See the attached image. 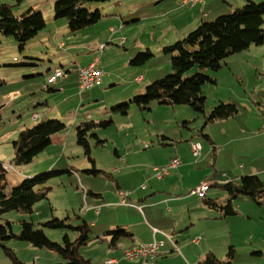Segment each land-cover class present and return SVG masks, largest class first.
I'll return each instance as SVG.
<instances>
[{
  "label": "rangeland",
  "instance_id": "obj_1",
  "mask_svg": "<svg viewBox=\"0 0 264 264\" xmlns=\"http://www.w3.org/2000/svg\"><path fill=\"white\" fill-rule=\"evenodd\" d=\"M54 1L24 0L19 4L16 0L10 2L0 0V5L3 3L12 5L15 14L18 16L26 13L31 9L30 7L34 6L33 8L43 11L48 23L47 28L57 26L60 28L59 32L68 31L69 35L77 36L79 42L85 43L86 47L82 50L78 48L68 49L67 44L64 50V48H58V42H54L48 49L49 43L44 42L40 36H36L30 39L23 48H20L14 36L0 32V80L4 81L0 85L2 110L0 159L2 162L15 167V170L7 172L9 188L20 184L26 177L49 171H65V173L53 177L45 185H42V189L46 190L48 195L36 201L33 213L9 210L2 215V221H10L16 234L21 232L22 220L33 221L35 227H42L51 240L62 243L65 234L63 229L43 227L41 223L53 216L60 219L67 218V222L74 225L82 221V211L89 206V200L92 198V195H89L87 199L85 191L93 189L97 192L103 191L105 194L107 189L111 187L112 191L116 192L118 191L116 177L119 182L126 184L122 186L124 188L136 184L141 186L144 183L148 186L150 185L149 179L146 177L155 173L153 171L154 166L168 165L170 153L174 152L175 149H178V153L180 152L179 149L191 152L196 158L192 149V142H200L205 149L203 153L205 155L207 149L211 148L205 134L222 136L223 129L221 126L224 124L222 123L224 119L206 123L205 115L194 111L190 105H167L154 102L151 104V110H142L140 107L132 105L129 113L125 115L120 112H112L111 109L115 105L140 94L139 91H133L131 97L128 96L130 98L125 96L130 93L132 88L129 84L133 81L131 72L134 68H141L150 64L151 67L159 68V71H162L167 67L168 71L160 74V77L172 71V55L158 51V46L173 44L200 25L192 28L186 35L178 37L174 33V26L175 28L181 26L183 21L181 11L195 7L216 8L215 13L217 14L208 20L211 21L219 15L233 12L235 8L243 6L247 0H206L207 5L202 3L184 4V0L88 2L86 3L87 7L91 10L100 9L102 18L97 23L75 33L70 31L66 18H55ZM172 8H180V10L174 11L171 10ZM217 8H222L223 12ZM228 8L234 9L230 12ZM116 21H119V24H115ZM47 28L44 29L47 30ZM112 29L116 30L115 34L119 35L114 40L107 36L108 32L113 33ZM98 38L99 41L103 42L96 44L95 41ZM102 44H105L106 48L100 49ZM147 50H150L154 55L148 61L151 63L143 65L130 63V60L139 52ZM86 59L90 62L98 59L101 63L99 66L105 69V74L117 72L116 84L111 86L110 80L103 91L97 89L99 84L92 89L81 90L79 79H77L72 67H76L78 61ZM49 66L52 69L62 67L71 70L69 78H60L57 81L58 83L63 81L66 83L61 90L56 87L57 83L50 84L53 90L42 89L45 76L53 72L47 71ZM221 70L223 68L217 71L201 69L212 77ZM41 71L44 73L43 75L38 74ZM197 71L200 70L196 66L187 71L185 76H192ZM105 79L106 76L103 77L104 81ZM223 81L227 82L228 79L225 78ZM223 81L219 85L204 84L203 93L207 97L206 114H209L216 105L222 102L219 100L221 94L218 92L224 94L223 92L226 91L225 88H221L224 85ZM256 81L257 78L254 77L251 83L256 85ZM11 90L19 91L20 99L16 100L19 96L10 99L9 91ZM10 100L12 103L15 102L14 106H9ZM38 101L43 103L38 105L36 103ZM45 101L47 103H44ZM14 109H18L17 111L23 114V117H19L18 113L13 114ZM35 111L44 117L41 116L37 123L42 120L59 119L64 121L67 126L52 136V143L32 162L16 164L13 161L15 155L13 141L18 138L20 130L24 127L23 119H27ZM105 119H112L113 123L109 126H94L88 132V134L94 132L99 138L105 140L104 143H97V138L89 136L91 156L95 160V163H92L85 154L84 148L77 142L76 127L82 121ZM19 122L21 124L18 126ZM240 148L249 150L243 143ZM174 157L180 158L179 156ZM204 158L208 159L204 166L198 163L193 164L197 172L200 167L209 168L212 172L215 169L222 171L216 166V163H213V155L204 156ZM211 160L212 162L209 164ZM198 161L199 158H196V162ZM127 163L133 167L127 169L125 166L121 174L117 173L116 167L128 165ZM240 163H247V160L239 157L236 166H239ZM224 164L232 166L233 161ZM93 168L106 173L100 172L96 176L94 173L86 171ZM72 169L75 170L69 173ZM262 177L264 178V175ZM173 181L180 183V186L173 190L175 191L173 194L189 193L190 181L178 180L177 178ZM42 186L36 188L39 189ZM210 188L211 193L219 189L217 186ZM221 192L226 198L220 197L219 200L222 202L221 205H225L230 196L225 189ZM233 202H235L234 207L237 213L234 216H228L227 219L222 216L221 212L222 219L226 220L220 223L221 230L214 239L215 250L209 252L226 261L229 259L230 248H234L233 264H264V250L260 247L264 245V203L257 205L251 197L246 195L236 197ZM104 204L110 206L108 201ZM228 220L231 221L227 222ZM68 233L71 240L78 236V232L73 229L68 230ZM5 245L10 247L15 256L24 264H59L65 262V259L55 251L47 247L35 246L28 241L20 240L18 237L6 240ZM107 246L106 243L95 240L86 246H82L80 251L85 258L91 259L92 264H105L106 257L116 255L106 256ZM259 251H263V254L257 253ZM118 253L121 254L120 251ZM122 257L125 258L123 253ZM125 259L129 261V259ZM0 264H14V259L2 245H0Z\"/></svg>",
  "mask_w": 264,
  "mask_h": 264
},
{
  "label": "crops",
  "instance_id": "obj_2",
  "mask_svg": "<svg viewBox=\"0 0 264 264\" xmlns=\"http://www.w3.org/2000/svg\"><path fill=\"white\" fill-rule=\"evenodd\" d=\"M5 1L10 2L11 0ZM202 4L207 5L206 0ZM215 9L216 8L195 7L181 11L180 14L183 16L181 26L175 28L174 24L171 23L175 29L174 33H176L178 37L186 35L192 28H195V26H198L201 22L208 21L211 16H215V14H217L215 13ZM217 9L223 12L222 8ZM228 9L231 12L234 8ZM171 10L178 11L180 8H172ZM115 24H119V21H116ZM47 27L48 23L46 28ZM45 29L37 36L44 39V42L49 43V45H47L48 49L54 42H58V48H64V50L67 44L68 49L78 48L82 50L86 48L85 43L79 42L77 36L69 35L68 31L62 30V32H59L60 28L57 26L47 28V30ZM111 31L114 34L108 32L107 36L114 40L119 35L115 34L116 30L114 29ZM99 40L98 38L95 43L98 44L103 42ZM165 45H159L158 51H161L162 47ZM253 45L244 51L230 55L227 58V62L222 67L223 70L213 77L216 81L213 83L214 85L221 84V81L225 78L228 79L227 82L223 81L224 85L221 86V88L226 89V91L223 92L224 94L218 92V94H221L219 95V100L220 102L235 104L238 107V113L233 117L224 119L222 122L224 124L221 126L223 129L221 137L209 135L210 139L208 142L211 145V150L208 148L206 151L207 153L204 155L205 149L202 147L201 153L196 155V158H199L198 162H196V158L193 157L191 152L179 149L180 152L178 153V149H175L174 152L170 153L169 161L167 162L170 164L172 160L178 158L174 156H179L181 158H179L181 163L176 169L172 168V171L170 170L171 172L163 178H156L155 173H152L151 176L148 175V177H146L149 179L148 182L150 185L148 186L144 183L141 186L140 184H136L124 188L122 186L126 184L119 182V179L116 177L118 191L113 192L110 187L105 194H103V191L97 192L93 189H89V191L85 193L87 199L89 195H92V198L89 200V206L83 211L81 209L83 218L91 226V236L94 239L92 241L98 240L108 245L106 256L116 254L106 257L107 259L104 261L105 264L110 258H116L119 264H198L207 252L215 250L214 239L221 230L220 223L226 219H222L219 209L209 207L205 199L211 198L216 200L218 204H221L222 202L219 200L220 197L226 198L221 192L224 190L221 187L222 185L229 181L240 180L244 175L257 174L261 177L264 175V133L260 131L261 126L264 124V43L262 45ZM259 46L261 47L259 48ZM90 63L92 62L86 59L78 61V65L72 67L74 68L77 79H79L78 69ZM58 68L64 70L66 76L59 77L57 81H59L60 78H69L71 71L69 69H64L62 67L52 69L49 66L47 67V71H55ZM103 70L105 72L104 68ZM158 71L159 68L151 67L150 64H146V66L141 68H134L131 72L133 81L129 84L132 88L129 91L130 93L125 96L130 98L132 95L131 92L133 91L142 93L149 83L156 80H154V78H159L161 76L160 74L167 72L168 69L166 67V69ZM38 74L43 75L44 73L41 71ZM49 75L45 76L46 79L42 89L47 86V78ZM105 76L106 79L98 85V90L100 89L103 91L106 89V85L110 80L111 86L116 84L118 78L117 72L107 73L104 77ZM254 77L257 78L256 85L251 83ZM56 83L54 84H56V87L60 88V90L66 84L64 81ZM95 86L96 85L89 89ZM47 89L53 90L50 84L47 86ZM9 94L10 99H15L19 96V98L16 99L18 100L21 97L20 92L17 90H11ZM9 103H7L9 106H14L15 102L12 103L10 100ZM36 103L39 105L43 102L38 101ZM44 103H47V101ZM17 110L18 109H14L13 114L18 113L19 117H23V114L19 113ZM41 116L44 118L43 115H40L37 111L33 112L27 119H23L24 127L22 129L30 127L32 124L36 125ZM20 124L21 122L18 123V126ZM242 143L249 149L248 151L240 148ZM210 155H213V163H216V166L222 171L215 169L212 172L209 168L200 167L197 172L193 164L198 163L204 166L208 161L204 156ZM239 157L245 158L247 163H240L239 166H236ZM228 161H233V165L224 164ZM211 162L212 160L209 164ZM221 163L223 164L220 165ZM125 166H127V169L133 167L129 164L116 167L117 173L121 174ZM73 170L75 169H72L69 173H72ZM175 178L178 180L186 179L190 181L189 193H182L183 195L173 194V192H175L173 190H176L175 188L180 186L179 182L173 181ZM204 182L209 183V188L204 195L201 196L197 193H192V190ZM212 186H217V188H219L218 191L215 190V192L211 193L210 187ZM120 190L130 192L128 199L129 204H122L120 202ZM86 197L84 198L86 199ZM102 200L104 202H110V206L104 204V202L102 203ZM238 205L240 206L239 203ZM230 221L231 220H228L227 222ZM117 227L125 228L133 234V237H124L114 246L110 244L111 237L107 234ZM168 235L170 237H168ZM155 240L163 241L160 247L161 253L157 260L136 258L128 261L122 257L124 250L129 247L151 243ZM260 247L264 250V245ZM115 249L116 251H113ZM119 251L121 253L120 255L118 253ZM261 252L263 254V251Z\"/></svg>",
  "mask_w": 264,
  "mask_h": 264
},
{
  "label": "trees",
  "instance_id": "obj_3",
  "mask_svg": "<svg viewBox=\"0 0 264 264\" xmlns=\"http://www.w3.org/2000/svg\"><path fill=\"white\" fill-rule=\"evenodd\" d=\"M23 1L16 0L19 4ZM106 1L108 0H55V18H66L70 31L75 33L97 23L102 18L99 8L91 10L86 3ZM30 8L26 13L18 16L12 5L7 3L0 5V32L14 36L20 48H23L30 39L36 37L47 26L44 13L33 7ZM263 43L264 1L247 0L243 6L236 8L233 12L219 15L211 21H203L182 39L163 46L161 51L172 55V71L149 83L142 93L115 105L111 110L125 115L129 113L132 105H136L142 110H151V104L157 102L167 105H190L194 111L205 115L206 123L233 117L238 113V107L233 103L225 102L219 103L209 114H206L207 97L203 93V86L216 81L201 69L217 71L223 67L230 55L244 51L253 44L262 45ZM153 56L150 50L139 52L130 60V63L143 65ZM196 66L200 71L186 77L185 73ZM3 83L4 81L0 80V85ZM111 123H113L112 119L86 120L76 127L77 142L84 148L85 154L92 163H95V160L91 156L89 136L97 138V143H104L105 140L99 138L94 132L91 134L88 132L94 126H109ZM66 126L62 120L49 119L22 129L18 138L13 141L15 147L13 161L16 164L32 162L52 143V136L64 130ZM205 136L207 140L210 139L209 135L205 134ZM86 171L95 175L100 172L106 173L96 168ZM63 173L65 171H49L26 177L20 184L10 189L7 171L0 159V245L12 256L14 264L24 263L15 256L10 247L5 245V241L13 237L55 251L65 259L64 263L59 264H92L91 259L85 258L80 251L82 246L88 245L93 240L91 226L83 217H81L83 220L75 225L67 222V218L60 219L55 216L41 223L43 227L63 229L65 234L62 243L51 240L42 227H35L33 221L22 220L20 234L13 231L10 221H2V215L9 210L33 213L36 201L48 195V192L42 189V185ZM37 186L42 187L37 189ZM221 187L230 196L225 205L218 204L211 198H206L205 202L209 207L219 209L224 218L237 213L233 200L240 195L251 197L257 205L264 203V178L260 175H244L240 180L229 181ZM70 229L78 232V236L74 240H71L69 236L68 230ZM107 235L111 237L110 244L114 246L124 237H133L132 233L122 227L111 230ZM233 258L234 248H230L228 260L223 261L214 253L208 252L198 264H233Z\"/></svg>",
  "mask_w": 264,
  "mask_h": 264
},
{
  "label": "built area",
  "instance_id": "obj_4",
  "mask_svg": "<svg viewBox=\"0 0 264 264\" xmlns=\"http://www.w3.org/2000/svg\"><path fill=\"white\" fill-rule=\"evenodd\" d=\"M205 0H184L183 3H191L193 5L198 3H204ZM105 44H102L100 46V49H104ZM78 75L80 79V88L81 90L89 89L93 87L94 85L100 84L103 80V77L105 75V72L102 67L99 66V60L96 59V61H93L87 66H82L78 69ZM66 76V72L60 68L53 71L47 78V86L49 84H54L57 82L59 77ZM45 86V88H47ZM260 131L264 133V124L261 126ZM192 149L195 155H199L202 146L200 142H192ZM181 163V160L179 158H176L171 161L170 164L164 165V166H154V172L156 174V177L163 178L165 175L169 174L170 170L172 168H176ZM4 169L8 172L11 170H15V167L13 165H10L8 163H3ZM145 187V186H144ZM209 188V183L204 182L194 190H192V193H197L199 195H204L206 191ZM86 193V191H85ZM119 195L121 197V203L122 204H129V195L130 192L126 190H120ZM168 237H170L168 235ZM163 244V241L155 240L151 243L147 244H141V245H135V247H130L126 250H124L123 254L125 258L132 260L136 258H144L147 260H157L161 251L160 247ZM106 264H119V261L116 258H110L106 261Z\"/></svg>",
  "mask_w": 264,
  "mask_h": 264
},
{
  "label": "bare ground",
  "instance_id": "obj_5",
  "mask_svg": "<svg viewBox=\"0 0 264 264\" xmlns=\"http://www.w3.org/2000/svg\"><path fill=\"white\" fill-rule=\"evenodd\" d=\"M132 247H135V245L134 246H132ZM130 248V247H129Z\"/></svg>",
  "mask_w": 264,
  "mask_h": 264
}]
</instances>
